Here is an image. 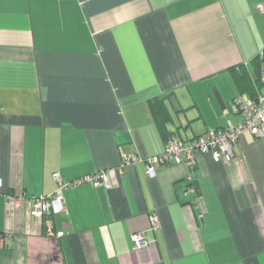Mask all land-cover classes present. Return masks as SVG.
Returning a JSON list of instances; mask_svg holds the SVG:
<instances>
[{
    "label": "crops",
    "instance_id": "crops-1",
    "mask_svg": "<svg viewBox=\"0 0 264 264\" xmlns=\"http://www.w3.org/2000/svg\"><path fill=\"white\" fill-rule=\"evenodd\" d=\"M261 4L0 0V264H264V138L242 135L221 162L156 165L152 178L142 161L123 165L164 151L150 100L179 140L242 121L234 102L250 97L236 76L261 93ZM95 172L108 189L80 185L62 192L65 213L30 217L53 174Z\"/></svg>",
    "mask_w": 264,
    "mask_h": 264
},
{
    "label": "built area",
    "instance_id": "built-area-1",
    "mask_svg": "<svg viewBox=\"0 0 264 264\" xmlns=\"http://www.w3.org/2000/svg\"><path fill=\"white\" fill-rule=\"evenodd\" d=\"M257 9L260 13H264V4L259 5ZM260 83L261 93L256 100H235L233 111L242 117L239 124L228 123L225 128L208 131L190 140L170 138L165 142V148L161 154L146 158L128 156L124 158L123 165H134L136 162L142 161L145 164L146 175L152 178L156 165L176 164L192 167L197 155L207 154L215 162L228 160L232 156L233 145L242 135L249 134L254 138H264V67L260 72ZM53 179L56 183L53 193L31 197L28 200L29 215L34 220H42L50 215L65 213L66 208L62 195L64 191L80 185L109 188L106 172H95L71 181H64L58 173H55ZM186 192L194 193L195 190L187 188ZM149 220L150 229L155 231L159 227L157 216L152 215ZM130 241L134 251L143 250L148 246L143 232L132 234Z\"/></svg>",
    "mask_w": 264,
    "mask_h": 264
},
{
    "label": "trees",
    "instance_id": "trees-1",
    "mask_svg": "<svg viewBox=\"0 0 264 264\" xmlns=\"http://www.w3.org/2000/svg\"><path fill=\"white\" fill-rule=\"evenodd\" d=\"M259 59H260L259 62L264 67V52H263L262 57ZM233 71H235V70H232V72ZM260 72H259V78L257 79V82H259L258 87H259L260 92H261ZM236 79L238 80L237 84H238V89H239L240 93L247 94L250 97V99H252L253 101L256 100L257 99V97H255L256 92L253 93L252 89L246 84V78L243 76V74L237 75ZM149 108H150L151 115H152L154 121L156 122L157 126L160 129L164 130V136L163 137L167 141L171 137H169V135H167V133H166L167 131L165 132L164 123H166L168 121L169 116H168V111L166 109L164 101L160 100V99L150 100L149 101Z\"/></svg>",
    "mask_w": 264,
    "mask_h": 264
}]
</instances>
